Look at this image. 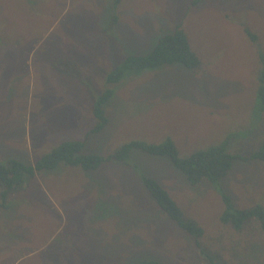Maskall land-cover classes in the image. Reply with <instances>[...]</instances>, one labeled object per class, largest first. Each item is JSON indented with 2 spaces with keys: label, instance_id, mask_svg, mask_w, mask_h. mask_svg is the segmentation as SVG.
<instances>
[{
  "label": "rangeland",
  "instance_id": "rangeland-1",
  "mask_svg": "<svg viewBox=\"0 0 264 264\" xmlns=\"http://www.w3.org/2000/svg\"><path fill=\"white\" fill-rule=\"evenodd\" d=\"M116 1L0 0V159L34 163L66 137L103 156L130 141L170 138L184 157L232 133L231 154L256 149L264 141V0ZM178 24L198 67L173 63L126 75L112 85L107 125L89 133L108 73ZM137 171L157 178L202 227L200 244L217 263L264 264V230L255 218L240 230L221 222L225 204L216 186L185 183L166 157L138 149L91 176L60 163L0 198V264H69L68 250L50 247H87L88 240L99 250L92 264H210L195 238L159 212ZM221 184L237 208L264 205L263 163L237 160ZM100 200L106 206L98 210Z\"/></svg>",
  "mask_w": 264,
  "mask_h": 264
},
{
  "label": "trees",
  "instance_id": "trees-1",
  "mask_svg": "<svg viewBox=\"0 0 264 264\" xmlns=\"http://www.w3.org/2000/svg\"><path fill=\"white\" fill-rule=\"evenodd\" d=\"M115 2L117 1L115 0ZM245 32L250 39L256 40L255 34L249 30H245ZM260 62L262 69L259 76L261 85L258 89V96L264 108V53L260 54ZM173 63H180L192 70L196 69L200 64L199 57L192 50L187 33L180 24L174 30L160 36L150 51L127 56L108 73L105 81L109 87L96 95L93 100L91 112L95 118V124L89 133L101 131L107 125L108 118L105 106L113 97L114 90L112 85L119 83L126 75L138 74L143 70H155L163 65ZM232 136L233 133L228 135L218 145L197 150L184 157L179 156L177 147L170 138L160 143L130 141L108 156L85 152L84 140L66 139L58 143L49 153L42 155L34 163H27L23 159H18V157L0 159V198L5 201L8 198V194L15 190L17 186L22 185L27 179L38 172L54 171L60 163L78 166L91 176V173L101 167L102 164L111 160L125 162L129 158L131 151L138 149L154 156L166 157L174 170L183 176L185 183L197 185L207 182L216 186L222 194L225 204V210L220 215L221 222L229 224L235 230H240L247 220L255 218L261 229L264 230L263 204L257 203L251 208H237L231 197L223 191L222 187L220 188L221 180L233 170L235 161H257L264 164V141L256 149L246 154L247 156L240 157L228 151V142ZM137 175L144 188L155 200L159 212L164 213L171 222L195 238L196 247L208 263L224 264L221 261L217 263L219 260H215V256L200 244L199 239L203 234L202 227L196 221L183 214L175 200L171 198L157 178L148 176L142 171L141 173L137 171ZM2 204L5 205V203ZM105 206L106 203L103 204V207ZM103 207L100 200L96 208L99 210ZM131 264L164 263L156 258H141Z\"/></svg>",
  "mask_w": 264,
  "mask_h": 264
},
{
  "label": "crops",
  "instance_id": "crops-1",
  "mask_svg": "<svg viewBox=\"0 0 264 264\" xmlns=\"http://www.w3.org/2000/svg\"><path fill=\"white\" fill-rule=\"evenodd\" d=\"M66 139H77L74 137H66ZM88 240V239H87ZM89 245L85 247L84 244L79 243L78 241H72V244L69 248L68 247H60L58 245L50 247L52 250H59V251H64L68 250L69 251V258H68V263L69 264H92L96 263L97 260H99V255L95 247V244L89 241ZM99 251V250H98ZM50 259V258H49ZM66 264V263H63Z\"/></svg>",
  "mask_w": 264,
  "mask_h": 264
}]
</instances>
